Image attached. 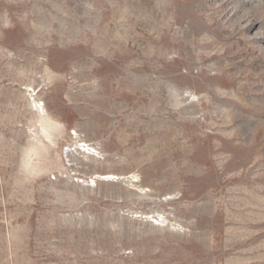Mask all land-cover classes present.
Here are the masks:
<instances>
[{
	"label": "rangeland",
	"instance_id": "obj_1",
	"mask_svg": "<svg viewBox=\"0 0 264 264\" xmlns=\"http://www.w3.org/2000/svg\"><path fill=\"white\" fill-rule=\"evenodd\" d=\"M0 264H264V0H0Z\"/></svg>",
	"mask_w": 264,
	"mask_h": 264
},
{
	"label": "bare ground",
	"instance_id": "obj_2",
	"mask_svg": "<svg viewBox=\"0 0 264 264\" xmlns=\"http://www.w3.org/2000/svg\"><path fill=\"white\" fill-rule=\"evenodd\" d=\"M38 106V105H37ZM40 109V108H39ZM43 109V108H42ZM76 144V143H75ZM80 146H82L83 147V151L84 152H87V151H85L86 149L85 148H87L88 149V147H90V146H88V145H86V144H82V145H80ZM77 147V146H76ZM81 148V147H80ZM89 151H90V149H88ZM94 151V150H93ZM96 153V152H95ZM83 154V153H82ZM89 155H91V154H89ZM96 179H100V180H102V181H106V180H110V179H118L117 177H115L114 175H110V174H106V175H97V176H95V177H93L92 178V182H96Z\"/></svg>",
	"mask_w": 264,
	"mask_h": 264
}]
</instances>
